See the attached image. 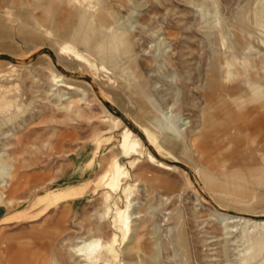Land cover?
<instances>
[{"label":"rangeland","instance_id":"1","mask_svg":"<svg viewBox=\"0 0 264 264\" xmlns=\"http://www.w3.org/2000/svg\"><path fill=\"white\" fill-rule=\"evenodd\" d=\"M49 1L0 10V264H11L13 248L27 256L19 264H264V230L222 216L264 222V173L253 171L263 145L229 166L194 144L205 114L219 122L259 108L248 101L251 87L264 88L251 71L264 68V0H86L132 33L129 62L139 64L148 99L128 93L127 60L102 71L86 55L100 59L112 27L68 32L75 53L36 30L48 25ZM68 6L54 4L57 22ZM47 54L53 62L39 59ZM220 58L233 67L222 73L217 109L208 81ZM262 120L264 112L240 121L245 141ZM127 129L141 140L136 148L125 147Z\"/></svg>","mask_w":264,"mask_h":264},{"label":"crops","instance_id":"2","mask_svg":"<svg viewBox=\"0 0 264 264\" xmlns=\"http://www.w3.org/2000/svg\"><path fill=\"white\" fill-rule=\"evenodd\" d=\"M88 1L50 0L47 4H44L46 9L51 8V10L47 11V17L45 20V23L48 25L37 24L33 25V27L38 31L44 32L48 36V39H58L66 45H70V42H65V38L68 36V32L73 29H85L86 25H94V22H98L99 25H108L112 28H117L116 25H119L117 15H113L109 10L108 13H102L101 9L94 10L91 8V3ZM11 2L12 0H0V10L4 9V7H8ZM64 2L66 4L68 2L69 6L67 10H64L62 17L60 18L61 21L57 22L54 11H52V7L55 3L63 4ZM1 17L2 16L0 15V18ZM2 18L4 19V17ZM78 26L80 28L77 29ZM248 48L251 50L250 46ZM243 55L244 54H242V56ZM43 58H50V60H52L51 56L48 54L40 57L39 59ZM211 66L213 70L210 73L211 77L208 81V88L214 92V95L211 97V99H209V105L213 108L219 109L224 104L226 99V96L222 95L218 91V86L222 81L221 76L222 73H226L227 70L230 71L233 65L228 61L227 58H220L216 60L215 63H212ZM251 68L254 77L260 82H264L263 66L260 68L252 65ZM223 80L224 82L227 81L225 77H223ZM249 90L252 96L248 101V104L259 103V108L256 107V110L244 115L242 114L243 106L238 107L234 111L227 112L225 119L219 122H213V118L211 119V113L205 114L203 120L205 121L206 127L199 134L195 135L194 144L198 149L205 152L207 157L216 155L222 158V163H225L229 166H234L236 153L240 154L244 149L246 152H249L248 149L251 148L249 145H254L257 142H261V145H263L261 149L262 154L256 155L257 169H253L254 172L256 171V173L261 174L262 172L264 173V120L259 122L256 126H252L253 129L248 134L247 141H245L246 136L243 133L244 131L241 127L240 121L245 119V117L250 118L254 116L257 112H264V88L258 95H253L255 92V87H251ZM241 141H243L244 144H241ZM250 154L251 152L245 156L248 157ZM262 181L264 182V175Z\"/></svg>","mask_w":264,"mask_h":264},{"label":"bare ground","instance_id":"3","mask_svg":"<svg viewBox=\"0 0 264 264\" xmlns=\"http://www.w3.org/2000/svg\"><path fill=\"white\" fill-rule=\"evenodd\" d=\"M93 25V24H92ZM118 28H111V29H108L107 30V37L108 39L110 40V47L109 49H100V47H98V54L101 55L100 56V59L95 55V54H91L92 52L89 51V50H86L89 54H86L88 55L90 58V61L91 62H98V60L101 61V64H100V69L102 71H109V70H112V71H116L119 67L118 64H116V61L117 59L116 58H121V59H125L128 61L129 65L127 66V69H128V75L126 73L122 74L123 75V78L125 79L124 81L126 82H129L128 83V93H133V95H142L145 99H148L150 98L149 95L147 94H144L143 92H139V89H144V91L146 90L145 86H146V83L145 82H142L141 79H142V73L139 69V64L134 60L133 62H129L131 60H133L135 58V54L133 52V49H134V41H133V38H132V33L127 30L126 28H124L123 26H120V25H117ZM119 28H123V29H119ZM89 29V28H88ZM79 30V29H78ZM101 30V29H100ZM93 31V30H92ZM94 32V31H93ZM74 36V35H73ZM96 36V35H95ZM90 40V39H89ZM94 41V39H93ZM92 42V40L90 41ZM237 43L235 42H231V46L233 47V49H235V45ZM65 45V44H64ZM68 45H65L64 47L63 46H60L58 49L61 51V52H64L65 53V50L66 49H69L70 46ZM252 46V45H251ZM250 46V48H251ZM66 47V48H65ZM92 47V44L91 46H88V48ZM71 50H73L72 48H70ZM95 49V48H94ZM96 50V49H95ZM225 50H230V48L226 47ZM94 51V50H92ZM236 51V50H235ZM68 53V52H67ZM73 53L74 50H73ZM88 64V63H87ZM91 66H93V64H91ZM96 67V65H95ZM98 67V66H97ZM231 67V66H230ZM95 69V68H94ZM58 73V72H57ZM60 76V75H59ZM97 76V75H96ZM129 77V78H128ZM131 80V81H134V80H138L139 79V82L135 83V84H131L130 81L128 80ZM55 81L57 84L61 85L63 84V82L60 80V78L58 76L55 77ZM126 82V83H127ZM148 86V85H147ZM252 91V90H251ZM251 93V92H250ZM219 96V95H218ZM135 99V98H134ZM153 107V106H152ZM159 113V112H158ZM141 118V117H140ZM180 123V122H179ZM176 124V123H175ZM154 126V125H153ZM172 127V126H171ZM152 128L153 127H149L147 130L149 132V134L151 135L152 133L150 131H152ZM179 131V130H178ZM153 132V131H152ZM156 136V135H155ZM189 141V139H188ZM132 143V145H131ZM139 143H141V140L129 129H127L125 131V134H124V144H125V147L126 146H132L134 148H136ZM189 145V144H188ZM148 159L152 162H154L155 164L161 166V167H164V168H167V169H173L176 167L175 166H170V165H167L166 163L158 160L152 153L148 152ZM193 163V162H192ZM197 170V169H196ZM256 172V171H255ZM260 172V171H259ZM198 176L199 177H202V178H205L207 181H208V184L210 183H213L215 182L213 177L211 176H206L203 172H199L198 173ZM9 177L10 178H14V174L13 173H10L9 174ZM2 185V184H1ZM44 199V198H43ZM45 200V199H44ZM39 202V201H38ZM36 210V209H35ZM223 216V219H224V222L227 221L229 223H242V222H246V223H253L256 227H260L264 230V222H255V221H252V220H249V219H245V218H242V217H237V216H231V215H225V214H222ZM245 224V223H244ZM262 230V231H263ZM138 235V234H137ZM137 240V237L136 239ZM264 241V240H263ZM85 244V243H84ZM259 244L261 246H264L262 244H264L263 242H259ZM91 244H88L86 243L84 245V247L86 246H90ZM259 245V246H260ZM6 246V245H5ZM83 247V248H84ZM11 250V252H10ZM9 252H10V261H11V264H19L23 261H25V259L27 258V256H22L24 255V253H21L20 254V251L18 248H13V249H10ZM20 254V255H19ZM29 254V252H28ZM259 257L257 258V261H256V264H258L259 262ZM53 264H62L60 261H56V262H53Z\"/></svg>","mask_w":264,"mask_h":264}]
</instances>
